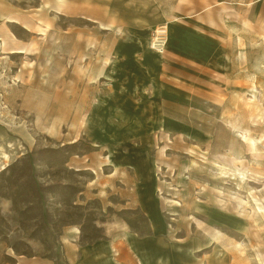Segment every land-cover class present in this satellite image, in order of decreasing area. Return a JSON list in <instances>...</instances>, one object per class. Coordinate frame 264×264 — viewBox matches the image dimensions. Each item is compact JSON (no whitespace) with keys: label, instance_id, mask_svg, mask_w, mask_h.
I'll list each match as a JSON object with an SVG mask.
<instances>
[{"label":"rangeland","instance_id":"1","mask_svg":"<svg viewBox=\"0 0 264 264\" xmlns=\"http://www.w3.org/2000/svg\"><path fill=\"white\" fill-rule=\"evenodd\" d=\"M256 205L264 0H0V264H264Z\"/></svg>","mask_w":264,"mask_h":264},{"label":"built area","instance_id":"2","mask_svg":"<svg viewBox=\"0 0 264 264\" xmlns=\"http://www.w3.org/2000/svg\"><path fill=\"white\" fill-rule=\"evenodd\" d=\"M167 38L166 27L163 25L156 26L149 39V48L157 53H163L166 48Z\"/></svg>","mask_w":264,"mask_h":264},{"label":"bare ground","instance_id":"3","mask_svg":"<svg viewBox=\"0 0 264 264\" xmlns=\"http://www.w3.org/2000/svg\"><path fill=\"white\" fill-rule=\"evenodd\" d=\"M13 51H18V50H13ZM21 51V50H20ZM10 52V51H9ZM241 175H243V173H240ZM239 201L241 202V203H243L244 205H249V202H248V200H246V199H242V198H239ZM255 201V200H254ZM244 205H242V206H244ZM261 210H263L264 211V208H262L261 206H259V205H256L255 206V211L257 212H260ZM262 215H264V213H262Z\"/></svg>","mask_w":264,"mask_h":264},{"label":"crops","instance_id":"4","mask_svg":"<svg viewBox=\"0 0 264 264\" xmlns=\"http://www.w3.org/2000/svg\"><path fill=\"white\" fill-rule=\"evenodd\" d=\"M108 259H110V257ZM140 264H142V263H140ZM143 264H145V263H143Z\"/></svg>","mask_w":264,"mask_h":264}]
</instances>
